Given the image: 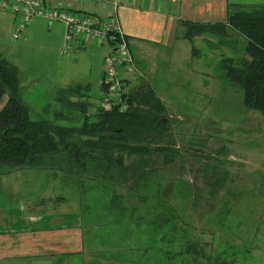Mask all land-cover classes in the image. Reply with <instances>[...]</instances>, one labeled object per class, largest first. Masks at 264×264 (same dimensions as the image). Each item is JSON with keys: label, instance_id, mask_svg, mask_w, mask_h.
<instances>
[{"label": "rangeland", "instance_id": "1", "mask_svg": "<svg viewBox=\"0 0 264 264\" xmlns=\"http://www.w3.org/2000/svg\"><path fill=\"white\" fill-rule=\"evenodd\" d=\"M14 18V14L0 10V59L6 58L17 66L20 98L29 104L31 118L71 125L67 119L56 117L58 111H66L56 96L61 88L77 84L90 83L89 96L97 107L104 78L105 47L87 42L80 46L82 41L78 40L81 41L78 53L71 51L65 56L61 54L66 35L64 23L56 21L51 26L46 18L36 16L21 38L15 40ZM229 31L227 37L212 34L202 44L208 53L214 49L211 42L214 43L219 57L211 53L190 67L187 63L181 65L179 59L169 76L163 70L151 75L154 89L167 106L170 145L176 158L166 165L161 154H154L149 166L152 171L146 175L149 179L141 180L138 191L165 198L170 206L168 214L172 216L173 212L178 217L170 241L183 243L188 238L196 242L207 256L202 258V264H264V114L246 107L243 88L231 83L225 75L222 58H236L238 63L248 56L246 38L233 29ZM120 72L132 74L123 68ZM8 98L5 94L0 109ZM7 168L0 165V171ZM9 178L17 184L18 194L25 190L29 198L44 197L48 188L46 195L50 198L45 199L54 201L49 205L67 208L77 207L80 202L81 208L84 207L85 195H79L77 178L72 177L74 185H64L63 191L52 178V172L41 168H27ZM129 203L141 205L138 196H130ZM87 224L88 237L89 221ZM97 231L93 232L95 242ZM119 235L118 244L139 246L137 232L134 237ZM146 237L144 233L140 240L142 255L134 257L136 264H143L144 256H150L148 250L154 251L144 246ZM163 242L166 241L160 238L159 244ZM105 244L116 242L111 239ZM117 261L93 253L85 264ZM117 263L121 264V260Z\"/></svg>", "mask_w": 264, "mask_h": 264}, {"label": "trees", "instance_id": "2", "mask_svg": "<svg viewBox=\"0 0 264 264\" xmlns=\"http://www.w3.org/2000/svg\"><path fill=\"white\" fill-rule=\"evenodd\" d=\"M182 24L184 37L192 43L196 36L208 33L227 37L230 28L246 38L248 56L238 63L236 58L224 57L222 67L227 79L243 88L245 106L264 114V4H234L223 23ZM20 88L17 66L6 58L0 59V103L5 94L9 95L0 109V165L17 170L50 169L55 175L61 174L66 185H74L71 178H77L80 197L85 195L82 226L84 240L88 241L82 264L93 253L121 260V264H136L134 257L142 255L140 240L144 233V246L154 251H147L150 256H144L143 264H151V260L158 264H202V258L207 256L196 242L188 238L183 243L170 241L178 217L173 212L172 216L168 214L170 206L165 198L138 191L141 180L149 179L146 175L152 171L149 166L154 154H161L166 165L176 158L170 145L167 106L153 87L146 85L125 92L126 110L119 105L95 107L89 96L90 84L61 88L56 98L66 111H58L56 117L67 119L71 125L46 118L33 120L29 104L20 98ZM130 196H138L141 205L129 203ZM136 232L139 246L118 244L120 233L128 238ZM160 238L170 246L166 242L159 244ZM111 239L116 244L105 246Z\"/></svg>", "mask_w": 264, "mask_h": 264}, {"label": "crops", "instance_id": "3", "mask_svg": "<svg viewBox=\"0 0 264 264\" xmlns=\"http://www.w3.org/2000/svg\"><path fill=\"white\" fill-rule=\"evenodd\" d=\"M45 2L47 5L63 4L80 15L110 17L120 24L139 66V71L134 74H121L127 78V91L146 85L153 87L151 75L163 70L165 76H169L177 67L179 59L182 60L181 65L187 63L190 67L194 61H201L203 56L209 57L211 53L219 57L214 43L211 42L214 49L208 53L204 52L205 46L202 45L204 39L213 33L196 36L192 43L184 37L183 21L223 23L227 22L230 6L234 4H264V0H86L84 2L45 0ZM64 32L61 33V42L64 40ZM81 45L86 44L82 42ZM103 46L105 58L110 47L109 44L99 47ZM139 78H144L145 81H139ZM101 90L102 86L99 94ZM163 102L165 103L164 100ZM26 169L7 168L0 171V264H82V252L88 241L84 240L85 230L82 226L80 202L77 207L67 208L63 205H49L48 203L54 204V201L45 199L50 198L46 195L48 188L44 197L29 198L25 190L18 194L17 184L9 177ZM43 170L50 171V169ZM61 177V174L55 175L52 172V178L55 179L60 191H63L66 184L61 181ZM40 199L45 202H41ZM89 259L86 260L87 263Z\"/></svg>", "mask_w": 264, "mask_h": 264}, {"label": "built area", "instance_id": "4", "mask_svg": "<svg viewBox=\"0 0 264 264\" xmlns=\"http://www.w3.org/2000/svg\"><path fill=\"white\" fill-rule=\"evenodd\" d=\"M0 10L15 15L16 23L12 35L15 40L21 38L26 26L36 16L46 18L49 25L56 21L63 22L66 35L61 54L65 56L71 51L78 53V40L93 46H102L107 42L110 50L104 58L105 86L99 94V102L105 108L116 105L121 110L128 108V103L123 102L127 78L120 74L119 69L123 68L125 72L134 74L139 71V66L126 33L117 21L110 17L80 15L63 4L47 5L45 0H0Z\"/></svg>", "mask_w": 264, "mask_h": 264}]
</instances>
